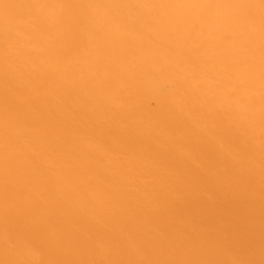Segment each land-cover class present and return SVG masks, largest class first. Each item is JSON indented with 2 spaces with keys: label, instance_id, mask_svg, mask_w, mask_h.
<instances>
[{
  "label": "bare ground",
  "instance_id": "6f19581e",
  "mask_svg": "<svg viewBox=\"0 0 264 264\" xmlns=\"http://www.w3.org/2000/svg\"><path fill=\"white\" fill-rule=\"evenodd\" d=\"M0 264H264V0H0Z\"/></svg>",
  "mask_w": 264,
  "mask_h": 264
}]
</instances>
